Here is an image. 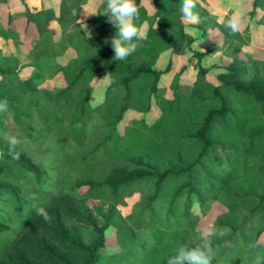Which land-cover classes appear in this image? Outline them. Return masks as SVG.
Masks as SVG:
<instances>
[{
  "label": "trees",
  "instance_id": "1",
  "mask_svg": "<svg viewBox=\"0 0 264 264\" xmlns=\"http://www.w3.org/2000/svg\"><path fill=\"white\" fill-rule=\"evenodd\" d=\"M85 2L62 0L59 14L25 8L38 32L27 75H20V59L0 54V264H167L200 235L201 219L216 203L226 211L212 228L230 232L212 237L211 264H255L257 256L264 264V62L251 74L250 60L235 57L216 83L200 65L188 93L174 85L172 98L158 100L155 123L141 118L121 133L130 110L146 113L158 98L171 66L155 69L162 53L182 54L195 38L181 22L182 0H152V15L136 0L137 23L148 30L119 62L111 45L118 29L103 14L104 0L88 21L91 36L78 22ZM195 11L201 19L199 1ZM0 39L19 44L12 30L1 28ZM68 50L76 57L60 63ZM59 75L64 87H43ZM107 75L104 101L93 107L91 84ZM9 136L20 141L19 159L9 155ZM83 186L103 202L118 205L131 189L145 201L126 217L99 207L101 221ZM113 226L121 251L106 256L105 232Z\"/></svg>",
  "mask_w": 264,
  "mask_h": 264
},
{
  "label": "rangeland",
  "instance_id": "2",
  "mask_svg": "<svg viewBox=\"0 0 264 264\" xmlns=\"http://www.w3.org/2000/svg\"><path fill=\"white\" fill-rule=\"evenodd\" d=\"M202 6V18L199 22L187 26L188 33L195 38L191 48L186 49L182 54H175L171 50L162 53L156 70L164 71L171 63L170 72L162 77L158 84L156 97H151V108L148 112L142 113L137 110H130L120 126V132L124 133L126 128L134 121L144 118L148 124L155 123L161 110L158 100L173 97L174 85H179L180 90L188 93L196 79L198 66L202 65L207 70L206 80L217 82L218 75L224 67L229 65L235 57L250 60L251 74L257 71L259 64L264 62V3L254 6V0H198ZM62 0H6L0 2V29L12 30L19 36V44L13 40L0 39V54L16 56L21 61L20 75L28 74L27 66L31 62L30 52L38 38V32L33 24H29L25 17V8L32 11L43 8L59 14ZM103 0H86L81 4V12L78 22H82L84 29L89 36L94 34V29L88 23L93 18L101 6ZM153 4V2H152ZM145 8L149 15H152L155 8L151 6V0H145ZM154 6V5H153ZM95 13V14H93ZM239 13L243 18L242 29L238 33H231L225 26L228 19L234 14ZM184 24V23H183ZM185 28L186 25L184 24ZM55 37L58 39L61 34L58 23L51 24ZM75 25L68 27V30L75 29ZM148 24L144 26L145 34ZM202 42V43H201ZM200 54V62L195 56ZM76 57L73 50H68L58 61L67 64ZM98 76L94 79L91 86L94 91L91 97V105L96 107L104 101V95L109 86V78ZM65 86L62 75L43 85L46 89L62 88ZM80 193L87 199V204L93 213H96L102 221L103 215L100 214V207L103 213L110 212L115 208L121 217L128 216L132 210L145 201V196L136 191L129 190L121 199L120 204L113 201L103 202L96 197L94 191L89 187L80 188ZM195 212L198 207L195 206ZM226 211L224 205L214 204L209 214L202 218L200 229L212 228L217 216ZM87 221L82 223L86 226ZM106 245L103 252L106 256H114L120 253L121 247L117 241L115 227L106 230ZM262 241L264 237L262 236Z\"/></svg>",
  "mask_w": 264,
  "mask_h": 264
},
{
  "label": "clouds",
  "instance_id": "3",
  "mask_svg": "<svg viewBox=\"0 0 264 264\" xmlns=\"http://www.w3.org/2000/svg\"><path fill=\"white\" fill-rule=\"evenodd\" d=\"M104 3L106 8L103 14L107 15L109 23L118 29L115 37L111 39V45L115 53L114 59L119 62L126 61L138 49V41L145 38L144 25L137 23L140 19V6L137 5L136 0H104ZM144 4L145 0H141V5ZM197 4L198 0H182L179 10L181 22L186 25V31H188L187 26L199 22V15L195 11ZM151 6L155 8L152 0ZM242 24V16L239 13H234L225 26L231 33L235 34L241 31ZM7 141L9 144V155L13 159H19V154L15 152V147L20 141L16 136L7 137ZM36 212L46 222L51 221V216L44 207H38ZM229 232L230 229L227 228L204 229L196 239L180 245L175 254L168 258L167 264H211L212 260L216 258L212 237H222ZM255 264H261L259 256L256 257Z\"/></svg>",
  "mask_w": 264,
  "mask_h": 264
}]
</instances>
